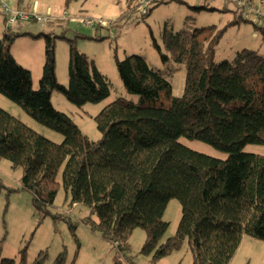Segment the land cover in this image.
<instances>
[{
	"label": "trees",
	"instance_id": "obj_1",
	"mask_svg": "<svg viewBox=\"0 0 264 264\" xmlns=\"http://www.w3.org/2000/svg\"><path fill=\"white\" fill-rule=\"evenodd\" d=\"M139 1L128 0V7L136 8ZM234 5L237 18L250 13ZM190 7L195 12L216 9L207 4ZM261 23L254 26L264 33ZM222 32L216 25L174 30L165 21L160 30L163 51L152 37L163 61L184 62L181 96L172 94L170 81L144 56L116 58L121 82L139 98H116L95 115L101 134L97 141L56 109L50 97L58 90L77 106L100 101L111 90L107 76L70 41L68 84L59 83L54 39L45 34L42 73L34 88L30 70L10 50L19 33L5 32L0 39V92L63 135L55 143L0 107V158L21 168L20 185L31 193L35 207L46 213L63 167L62 186L71 201L92 208L97 216L93 229L113 242L118 253L129 250L128 238L137 226L146 233L141 251L154 264L184 241L192 264H228L243 234L264 240V155L243 150L248 143H264V54L243 47L217 61ZM181 135L228 156L219 159L188 148L178 142ZM171 198L179 200L181 217L176 233L159 244L168 227L163 213ZM0 264L27 263L1 257L0 245ZM52 264H64L63 255Z\"/></svg>",
	"mask_w": 264,
	"mask_h": 264
},
{
	"label": "rangeland",
	"instance_id": "obj_2",
	"mask_svg": "<svg viewBox=\"0 0 264 264\" xmlns=\"http://www.w3.org/2000/svg\"><path fill=\"white\" fill-rule=\"evenodd\" d=\"M10 9H23L34 18L7 22L0 5V39L5 32L19 33L10 50L17 62L30 70L33 87L38 80L44 63V35L54 39L55 72L59 83L68 84L69 42L94 61L96 67L107 76L112 86L110 93L97 102L77 106L60 91L53 90L52 105L67 114L81 132L91 140L100 139L96 128L95 115L116 98L137 101L139 95L128 91L121 82L116 58L128 54L144 56L151 66L161 70L170 81L172 94L181 96L184 92V62L163 61L158 50L152 45L155 38L161 50L160 30L168 21L174 30L216 25L223 29L216 45L217 61L231 58L236 50L243 47L258 50L264 54V33L254 26H261L250 13H240L232 2L223 0H168L151 4L150 12L139 16L134 8L128 7V0H1ZM264 10V3L253 1ZM207 4L213 10L195 12L190 6ZM20 5V6H18ZM225 8V10H223ZM236 11L235 13L233 11ZM149 11V10H148ZM189 16V18H187ZM93 19L94 24L84 25L82 19ZM237 23L229 24L234 19ZM247 19V20H245ZM253 21V23H252ZM82 35L91 36L82 37ZM99 38V39H97ZM187 46L183 51L186 53ZM0 107L45 138L60 143L63 135L29 116L17 103L0 92ZM178 142L195 151L225 159L228 153L196 138L179 136ZM246 152L264 155V143H248ZM62 168L57 174L59 188L46 213L38 210L29 191L20 185L21 168L13 167L9 161L0 158V245L1 257L16 262L52 264L58 254L64 257V264H154L150 254L141 251L145 241V230L135 227L129 238V250L118 253L113 242L106 240L93 229L92 222L97 216L91 207L72 202L70 194L62 186ZM181 217V204L171 198L163 213L168 227L159 244L176 233ZM156 264H192V256L184 241L179 249L173 250L157 260ZM228 264H264V240L243 234L241 242Z\"/></svg>",
	"mask_w": 264,
	"mask_h": 264
},
{
	"label": "built area",
	"instance_id": "obj_3",
	"mask_svg": "<svg viewBox=\"0 0 264 264\" xmlns=\"http://www.w3.org/2000/svg\"><path fill=\"white\" fill-rule=\"evenodd\" d=\"M162 0H140L139 4L136 6L135 10L139 16H143L147 10L148 7L151 4L160 2ZM229 2H233L237 5L239 9L248 10L250 13H252L258 21H261L264 23V11L257 7L255 3L249 1V0H225ZM0 5L2 8V12L4 13L6 20L8 23L13 24L14 22L21 20H29L30 18H34L36 20L42 21L44 20L40 16L33 17L30 13H28L26 10L23 9H10L6 4H3L0 0ZM82 22L84 25L86 24H94L95 21L93 19L87 18L82 19Z\"/></svg>",
	"mask_w": 264,
	"mask_h": 264
},
{
	"label": "crops",
	"instance_id": "obj_4",
	"mask_svg": "<svg viewBox=\"0 0 264 264\" xmlns=\"http://www.w3.org/2000/svg\"><path fill=\"white\" fill-rule=\"evenodd\" d=\"M18 6H20V5H18ZM21 7V6H20ZM51 96H52V93H51Z\"/></svg>",
	"mask_w": 264,
	"mask_h": 264
}]
</instances>
